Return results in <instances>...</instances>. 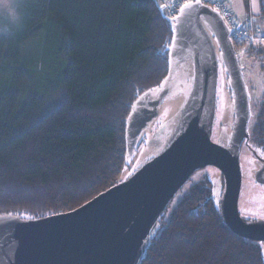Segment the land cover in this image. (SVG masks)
<instances>
[{
	"label": "trees",
	"instance_id": "1",
	"mask_svg": "<svg viewBox=\"0 0 264 264\" xmlns=\"http://www.w3.org/2000/svg\"><path fill=\"white\" fill-rule=\"evenodd\" d=\"M160 1L42 0L30 36L0 47V215L69 213L119 184L132 106L168 76L174 32ZM39 37L55 59L46 86L32 84L46 61L21 50ZM245 46L253 58L260 45ZM258 109L264 149V96ZM150 243L140 264H264L261 243L225 225L208 181L165 213Z\"/></svg>",
	"mask_w": 264,
	"mask_h": 264
},
{
	"label": "water",
	"instance_id": "2",
	"mask_svg": "<svg viewBox=\"0 0 264 264\" xmlns=\"http://www.w3.org/2000/svg\"><path fill=\"white\" fill-rule=\"evenodd\" d=\"M191 4L170 20L174 36L168 76L139 97L127 119L128 161L144 129L159 117L177 70L181 64L192 65L189 98L162 153L127 181L72 212L39 220L0 215V264H140L170 202L206 167L222 174L220 183L213 182L212 193L225 225L239 237L264 243V220L246 221L240 212V154L248 143L251 118L243 68L220 14ZM221 65L227 72L234 119L230 136L215 143ZM262 172L264 168L255 173V180L264 185Z\"/></svg>",
	"mask_w": 264,
	"mask_h": 264
},
{
	"label": "rangeland",
	"instance_id": "3",
	"mask_svg": "<svg viewBox=\"0 0 264 264\" xmlns=\"http://www.w3.org/2000/svg\"><path fill=\"white\" fill-rule=\"evenodd\" d=\"M42 0H19L21 11L23 13V20L18 26H11L8 24L7 19L0 13V47L16 44L18 40L30 36L32 29H30V21L34 19L35 11ZM8 2V0H0V5ZM229 6L239 16H250L254 21L259 22L264 19V2L257 0L259 12L254 13L248 0H227ZM249 9H251L249 11ZM5 28L8 30L5 31ZM30 29V30H29ZM42 34L40 31L39 35ZM38 35V36H39ZM35 39V38H34ZM44 41L41 37L33 41L26 42L22 51L29 54L34 59L44 60L45 68L40 67L39 74L33 79L32 84L38 86H46V83H51L46 80V73L48 68L53 71L55 59H49L52 55V48L49 50L46 44L44 50ZM51 41L49 42V44ZM246 48V49H245ZM247 46L237 47V56L243 68V77L245 80L247 92L250 99L251 118L249 123V147L244 145L240 155V162L243 174L242 194L240 198V212L242 217L247 220L248 216L259 217L257 220H264V186L256 182L253 177V170L257 167V158H264V149L257 141V116L264 96V46H258L255 51L257 54L249 58L246 52ZM252 55V54H251ZM54 74V72H52ZM192 65L181 64L177 70L175 77L171 83L169 95L165 98L160 107L159 117L150 123L142 132L138 139V143L134 149L133 155L129 157L127 166L119 180L123 183L130 179L138 170H140L146 163L157 157L162 153L170 138L176 131L181 118L182 108L189 98L192 88ZM6 81L4 70L0 65V87ZM56 83V77L53 79V85ZM219 87L217 95V113L212 141L217 143L222 135V132L228 131L232 126L234 105L232 93L228 90L227 72L223 65L220 68L219 74ZM231 93V94H230ZM1 99V97H0ZM1 105V103H0ZM224 128V130H223ZM221 131H220V130ZM223 130V131H222ZM251 147V148H250ZM207 174V175H205ZM216 176H221L218 169L214 167H206L196 172L191 179L183 186L177 193L174 199L170 202L166 217L168 218L173 209L188 195L191 190L202 184L203 182L214 179ZM212 181V180H211ZM214 182V181H213ZM264 254V243L260 244Z\"/></svg>",
	"mask_w": 264,
	"mask_h": 264
},
{
	"label": "built area",
	"instance_id": "4",
	"mask_svg": "<svg viewBox=\"0 0 264 264\" xmlns=\"http://www.w3.org/2000/svg\"><path fill=\"white\" fill-rule=\"evenodd\" d=\"M194 2L195 0H162L159 6L163 8L164 17L174 21L179 17L184 3ZM200 2L212 10L219 9V14L230 31V38L236 48L246 44L264 45V33L255 27L252 15H235L227 0H200Z\"/></svg>",
	"mask_w": 264,
	"mask_h": 264
},
{
	"label": "clouds",
	"instance_id": "5",
	"mask_svg": "<svg viewBox=\"0 0 264 264\" xmlns=\"http://www.w3.org/2000/svg\"><path fill=\"white\" fill-rule=\"evenodd\" d=\"M0 13L7 19L11 26H18L23 20L19 0H8V2L0 5ZM8 29L5 28V31Z\"/></svg>",
	"mask_w": 264,
	"mask_h": 264
},
{
	"label": "flooded vegetation",
	"instance_id": "6",
	"mask_svg": "<svg viewBox=\"0 0 264 264\" xmlns=\"http://www.w3.org/2000/svg\"><path fill=\"white\" fill-rule=\"evenodd\" d=\"M218 87H219V84H218ZM228 90H229V92H231V89H230V86H229V84H228ZM231 94V93H230ZM217 95H218V90H217ZM233 119H234V117H233ZM215 123H216V121H215ZM232 124H233V120H232ZM220 130V129H219ZM223 130H224V128H223ZM222 130V131H223ZM221 131V130H220ZM231 131H232V127L228 130V131H224V132H222V137H223V135H226V137L227 136H230V134H231ZM248 132H249V130H248ZM213 135V134H212ZM249 135V134H248ZM244 145H247L248 147H249V145H250V143H244ZM243 145V146H244ZM243 146H242V148H243ZM251 148V147H250ZM241 152H242V149H241ZM241 155V154H240ZM258 160H257V167L253 170V177H255V173L257 172V171H259V170H261V169H263L264 168V158H262V157H258L257 158ZM222 175V174H221ZM261 176V175H260ZM262 177L264 178V172H262ZM212 180V181H211ZM209 179V183H211V187L213 188V181H214V183L217 185V183L219 182H221V180H222V176H216L214 179ZM260 185H262V184H260ZM262 186H264V185H262ZM216 192H218L217 190H216ZM218 194V193H217ZM242 194V193H241ZM217 196V195H216ZM255 216V215H254ZM254 216H248L247 217V220L246 221H252V220H257V219H259V217H254Z\"/></svg>",
	"mask_w": 264,
	"mask_h": 264
},
{
	"label": "snow or ice",
	"instance_id": "7",
	"mask_svg": "<svg viewBox=\"0 0 264 264\" xmlns=\"http://www.w3.org/2000/svg\"><path fill=\"white\" fill-rule=\"evenodd\" d=\"M195 2H196V5H199V6H201V7L204 6V5H202V4L200 3V0H195ZM250 6H251L252 11H253L254 13H258V12H259V6H258V2H257V0H251V5H250ZM192 7H193V5H192L191 3H184L183 7H182L180 10H181V12H183L184 9H190V8H192ZM213 11L219 13V9H213ZM161 91H164V89H161ZM165 94H167V93L165 92ZM205 175H207V174H205Z\"/></svg>",
	"mask_w": 264,
	"mask_h": 264
},
{
	"label": "crops",
	"instance_id": "8",
	"mask_svg": "<svg viewBox=\"0 0 264 264\" xmlns=\"http://www.w3.org/2000/svg\"><path fill=\"white\" fill-rule=\"evenodd\" d=\"M249 1V3H250V0H248ZM260 1H262V2H264V0H260ZM233 10V9H232ZM251 9H249V11H250ZM234 12V11H233ZM234 14L235 15H237V16H239L237 13H235L234 12ZM256 23V25L260 28V29H262L263 31H264V19L262 20V21H259V22H255Z\"/></svg>",
	"mask_w": 264,
	"mask_h": 264
}]
</instances>
